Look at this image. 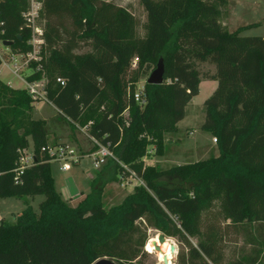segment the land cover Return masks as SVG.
Returning a JSON list of instances; mask_svg holds the SVG:
<instances>
[{"label": "trees", "instance_id": "obj_1", "mask_svg": "<svg viewBox=\"0 0 264 264\" xmlns=\"http://www.w3.org/2000/svg\"><path fill=\"white\" fill-rule=\"evenodd\" d=\"M41 3L48 54L41 70L34 72L33 64L25 78H46L47 99L58 113L49 121L34 119L27 91L0 81V200L16 198L26 206L12 223H0V264H93L103 257L135 264L145 255L149 230L180 237L187 251L177 254L178 264H225L230 234L244 244L226 264H263L264 37L241 36L248 26L230 32L220 21L227 0H141L143 36L136 17L113 2ZM26 8V0H0V41H11L13 52L31 49L26 42L32 30L22 19ZM81 45L90 52L75 54ZM160 61L168 83H146L136 101L134 85ZM202 63L214 66V73L202 76ZM203 77L217 86L203 103L199 130L216 140L218 156L170 171L144 166L148 137L160 153ZM89 122L87 132L97 144L145 185L110 207L104 192L120 180L122 165L107 160L73 207L54 187L50 156L41 151L49 146L51 125L80 128ZM30 141L33 163L15 183L19 152ZM35 196L44 197L39 213L28 205ZM216 202L218 214L212 211ZM190 238H198L197 246Z\"/></svg>", "mask_w": 264, "mask_h": 264}, {"label": "rangeland", "instance_id": "obj_2", "mask_svg": "<svg viewBox=\"0 0 264 264\" xmlns=\"http://www.w3.org/2000/svg\"><path fill=\"white\" fill-rule=\"evenodd\" d=\"M105 1L113 2L131 12L138 21L139 34L141 36L144 35L143 24L146 20V13L141 5V0ZM237 2L242 4V7L238 9V11L236 5ZM258 2L264 6V0H258ZM248 3L249 0H227L226 6L221 8L220 21L227 29L230 28V31L237 29L240 25L261 22L260 25L244 30L240 35L262 37L264 36V9L262 12L254 11V9L248 7ZM89 52L90 48L88 46L81 45L74 53L78 55ZM0 54L1 56L4 54V57L7 59L9 50L7 52L5 47L0 46ZM47 54L46 50L44 55L47 56ZM136 68L137 67L132 69ZM198 70L202 76L203 74H213L215 71L214 66L208 63H202L199 65ZM28 73V70L22 72V78ZM150 73L139 78V81L134 85L135 93L137 92L140 94V92L143 91ZM164 80V83H168L166 78ZM0 81L6 85H11V87L16 89L25 88V84L12 75L9 69L4 65L0 66ZM201 82L199 94L197 97L193 98L186 107L187 114L184 121L179 124V129L164 136L162 151H160V153L155 149L153 137H148V141L151 143L147 145V151L142 157V163L144 166L155 167L160 171H170V169L179 166H188L193 163L204 161L211 156H218V149L212 140L213 138L209 134L205 132L203 133L199 130L204 121L205 115V112H203V103L212 95L217 83L211 80H206L204 77L201 78ZM57 113L58 111L52 104L40 102L34 104L32 117L37 120L49 121L51 118H56ZM50 129L52 135L50 136L48 144L51 148L68 146L69 149H72L76 154L81 156L82 153L88 152L95 147V144L84 133H80L76 127L71 128L67 125H51ZM29 152H32L31 141L27 153ZM118 163L120 166L122 165L119 161ZM60 165L61 163L56 160L50 162V170L52 171V176L54 178V187L64 201L73 207H77L83 200L84 196L90 191V181L100 169L95 170L93 168V157L90 156V154L87 156H81L79 163L75 166H70L68 172H62ZM122 166L125 172L122 173L120 180L116 183L107 185L105 189L103 201L104 204H106V207L118 204V202H120L126 195L132 193L135 187L138 186L136 182L129 180L128 176L124 175L131 171L130 168L125 165ZM159 181L162 183L166 182L163 177L160 178ZM127 182H129V185L126 184ZM121 183H124L125 186H122ZM43 200V196H35L28 199V205L32 206L36 213H39V204ZM219 207V203L216 202L212 211L218 214L220 210ZM25 208L26 206H24L23 201L16 198L0 200V216L8 223H12L15 217H17ZM157 234L161 233L156 230H149L147 232V238L150 240ZM165 238L173 243L172 245H175L176 253L174 254L172 264H178L177 254L183 251L186 252L187 249L180 237L172 236ZM190 241L194 246H197L198 238H190ZM243 244L244 243L240 237L230 234L223 245V263L226 264L227 262L236 260L240 255L238 251L243 247ZM143 252L145 255L135 264H160L155 254H149L145 251V246L143 247Z\"/></svg>", "mask_w": 264, "mask_h": 264}, {"label": "built area", "instance_id": "obj_3", "mask_svg": "<svg viewBox=\"0 0 264 264\" xmlns=\"http://www.w3.org/2000/svg\"><path fill=\"white\" fill-rule=\"evenodd\" d=\"M27 1V8L24 10V13H22V19L25 22V26L30 28L32 30L30 39L26 42L28 46L31 47L30 50L26 51L25 53L20 52L19 50L16 52H13L12 49L7 46H3V41H0V46L5 47V50L8 52V58L6 59L4 57V54L1 56L0 54V64L4 65L9 71L17 77L21 82L25 84L24 90L27 91V94L29 95L30 99L36 103L40 102H47L51 104L49 99H47V91L46 86L48 81L45 77H41L38 80L34 81H27L26 78H22L21 73L28 70L31 72L32 65H36V69L34 72H39L41 70V61L43 60V53L45 54V41H44V21L41 20V8L42 3L41 0H26ZM1 16V12H0ZM3 22L0 18V33H3L2 30ZM137 65L136 59L132 60V68H135ZM58 84L63 85L65 82L61 79H56ZM136 101H139L141 99V96L139 93H135L134 95ZM124 118L126 120L127 114L124 113ZM92 124V122H89L87 126L85 127H77L78 131L81 133H84L96 146L95 152L90 154V156L93 157V168L95 170H99L100 167L106 163L107 160L112 159L115 162H118L116 157L114 156L113 152L108 149L107 146L97 144L95 139L91 137V135L87 132L88 127ZM127 125V124H126ZM214 143H216V140L212 139ZM28 150V149H27ZM27 150L20 151V157L18 160V167L15 169V177L14 181L15 183H18L20 181V177L23 175L25 169L29 168L30 165L33 163V156L34 153L29 152L27 153ZM42 152L47 151L50 156V162L52 160H56L60 165V169L62 172H68L70 170V166H75L79 163V159L83 155L76 154L75 151L72 149H69L68 146L63 147H57V148H51L46 147V149H42ZM87 156V155H85ZM128 179L131 181L136 182L138 185H143V182L141 179H139L136 174L129 171ZM129 185V182L126 183ZM122 186H125L124 183H121ZM4 221L3 218L0 216V223Z\"/></svg>", "mask_w": 264, "mask_h": 264}, {"label": "water", "instance_id": "obj_4", "mask_svg": "<svg viewBox=\"0 0 264 264\" xmlns=\"http://www.w3.org/2000/svg\"><path fill=\"white\" fill-rule=\"evenodd\" d=\"M18 39H20V37H18ZM12 44L11 41H7V42H3L2 45L7 47L10 46ZM164 67H163V63L162 61H160L156 68L150 73V76L148 77V81L147 84H154V85H160L164 83ZM158 242L159 244H162L165 241V237L163 236V234H158ZM154 246V252L159 250V246L157 244H155L154 242L152 243ZM170 253L173 255L174 254V246L172 245L170 247ZM93 264H116V262H114L113 260L107 258V257H103L102 259H99L97 261H95ZM163 264H167V260L166 257H164L163 260Z\"/></svg>", "mask_w": 264, "mask_h": 264}, {"label": "bare ground", "instance_id": "obj_5", "mask_svg": "<svg viewBox=\"0 0 264 264\" xmlns=\"http://www.w3.org/2000/svg\"><path fill=\"white\" fill-rule=\"evenodd\" d=\"M158 234L154 235L145 245V251L149 254H155L159 263L163 264L164 257H166L167 264H172V260L174 257V254L176 253V247L174 246V254L172 255L170 253V247L173 243H171L168 239H165V241L162 244H159L158 242ZM155 243L159 246V250L154 252V246L152 243Z\"/></svg>", "mask_w": 264, "mask_h": 264}, {"label": "crops", "instance_id": "obj_6", "mask_svg": "<svg viewBox=\"0 0 264 264\" xmlns=\"http://www.w3.org/2000/svg\"><path fill=\"white\" fill-rule=\"evenodd\" d=\"M236 1H238V0H236ZM237 11H238V9H240L241 7H242V4H240L239 2H237ZM248 7H251V9H254V11H257V12H262L263 11V9H264V6L263 5H261L259 2H258V0H249V3H248ZM258 5H260V6H258ZM261 24V22H254V23H249V24H244V25H240V26H238V27H242V26H248L249 28H252V27H254V26H256V25H260ZM224 25V24H223ZM225 26V25H224ZM237 27V28H238ZM248 28V29H249ZM230 29V28H229ZM228 29V30H229ZM236 30V29H235ZM235 30H233V31H235ZM247 30V29H246ZM230 31V30H229ZM233 31H230V32H233ZM242 36V35H241ZM262 37H264V36H262ZM214 82V81H213ZM201 83L202 82H200V85H201ZM200 85H199V88H200ZM8 86H10L11 87V85H8ZM213 87H214V85H213ZM212 87V88H213ZM13 88V87H12ZM14 89H16V88H14ZM212 90V89H211ZM200 91V90H199ZM189 105V104H188ZM187 105V106H188ZM37 120V119H36ZM38 120H40V119H38ZM44 121V120H43ZM182 121H184V120H182ZM182 121H180L177 125H176V128L177 129H179V124L182 122ZM32 145V144H31ZM28 151V150H27ZM58 192V191H57ZM30 198H33V197H30ZM30 198H28V199H30Z\"/></svg>", "mask_w": 264, "mask_h": 264}]
</instances>
